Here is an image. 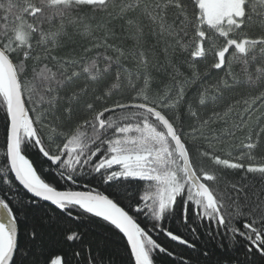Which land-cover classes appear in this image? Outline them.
Here are the masks:
<instances>
[{"label": "snow or ice", "instance_id": "1", "mask_svg": "<svg viewBox=\"0 0 264 264\" xmlns=\"http://www.w3.org/2000/svg\"><path fill=\"white\" fill-rule=\"evenodd\" d=\"M73 260L264 264V0H0V264Z\"/></svg>", "mask_w": 264, "mask_h": 264}, {"label": "trees", "instance_id": "2", "mask_svg": "<svg viewBox=\"0 0 264 264\" xmlns=\"http://www.w3.org/2000/svg\"><path fill=\"white\" fill-rule=\"evenodd\" d=\"M27 154L29 158L33 161L34 165L37 167V170L42 175V178L46 179L49 182H54L58 186H61L62 182L57 181L50 172L45 173L42 171V169L47 168L49 166V162L45 158H42V156L37 151L34 150H30ZM93 186L99 188L100 191L106 194H111L113 191L112 188L108 186L100 185L94 181H93ZM74 187H76L77 190H83L78 186H74ZM133 187L140 188L141 183L133 182ZM121 203L123 206V201H121ZM138 222H140L142 226H145L147 223L143 218L139 219ZM168 226L170 227V229H175V225L169 223ZM73 228H79L81 231H85V229L81 228L76 221L63 217L60 219L56 227L46 229L47 232L46 239L50 240L54 249L60 251L62 254L66 253L70 260L72 259L71 250L73 248L78 249L79 246L72 243H64L63 235L69 229H73ZM90 229L91 230L87 231V234L85 236L86 240L91 238H98L99 234L108 236L109 241L111 243V248L114 251L117 260L127 261L128 258L127 252L124 249L123 240L119 235L111 232L106 227L100 226L99 222H97L96 225L90 226ZM150 234H152L154 238L158 239V242L164 243L170 249H175L176 251H183L185 252V254H188V250L186 248H184L183 246H179L174 242L169 241L163 234H160L159 236H157L155 233H150ZM185 235H187V233H185ZM72 264H75L74 260L72 261Z\"/></svg>", "mask_w": 264, "mask_h": 264}, {"label": "flooded vegetation", "instance_id": "3", "mask_svg": "<svg viewBox=\"0 0 264 264\" xmlns=\"http://www.w3.org/2000/svg\"><path fill=\"white\" fill-rule=\"evenodd\" d=\"M140 183H142V182H140Z\"/></svg>", "mask_w": 264, "mask_h": 264}]
</instances>
